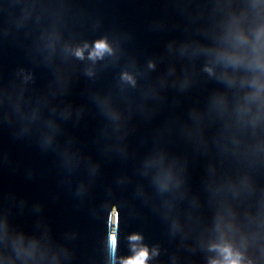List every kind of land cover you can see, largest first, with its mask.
Returning a JSON list of instances; mask_svg holds the SVG:
<instances>
[{"label": "clouds", "instance_id": "1", "mask_svg": "<svg viewBox=\"0 0 264 264\" xmlns=\"http://www.w3.org/2000/svg\"><path fill=\"white\" fill-rule=\"evenodd\" d=\"M95 48H96V53H94V54H98V53H101V52H103L104 50H106V49H107V45H106V43L103 42V41H98V42L96 43ZM77 55H80V53L78 52ZM133 239H138V237H133ZM136 258L139 259L140 264H145V261H146V259H147V250H146V249H145V250H141L139 253H137V255H136L135 257L129 259V260L126 262V264H131V261H132L133 259H136ZM231 264H237V262H236V261H232Z\"/></svg>", "mask_w": 264, "mask_h": 264}, {"label": "snow or ice", "instance_id": "2", "mask_svg": "<svg viewBox=\"0 0 264 264\" xmlns=\"http://www.w3.org/2000/svg\"><path fill=\"white\" fill-rule=\"evenodd\" d=\"M131 264H140V261L138 258H136L131 261Z\"/></svg>", "mask_w": 264, "mask_h": 264}]
</instances>
